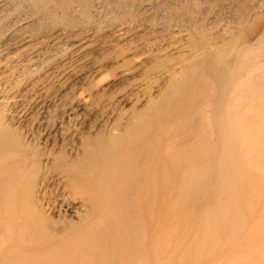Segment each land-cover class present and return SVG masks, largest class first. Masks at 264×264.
Masks as SVG:
<instances>
[{"label": "bare ground", "instance_id": "obj_1", "mask_svg": "<svg viewBox=\"0 0 264 264\" xmlns=\"http://www.w3.org/2000/svg\"><path fill=\"white\" fill-rule=\"evenodd\" d=\"M10 1L0 0V263L156 264L159 152L172 151L165 164L202 159L193 150L214 71L249 40L226 31L240 19L207 16L208 0H54L47 15L41 0L43 19L59 22L44 27L40 0L14 16ZM236 97L214 137L219 164L252 139L249 102Z\"/></svg>", "mask_w": 264, "mask_h": 264}, {"label": "rangeland", "instance_id": "obj_2", "mask_svg": "<svg viewBox=\"0 0 264 264\" xmlns=\"http://www.w3.org/2000/svg\"><path fill=\"white\" fill-rule=\"evenodd\" d=\"M42 1L43 7L48 2L51 4L47 6L50 9L45 7L46 13ZM42 1L38 4L40 11L36 12V0L30 1L31 6L26 4L29 0H11L8 14L18 15L24 5L31 9L33 7L36 15H41L43 19L44 13L47 15L52 12V4L54 6L56 0ZM207 2V16L218 14L220 17L225 13L236 15L241 22L231 25L226 31L232 32L235 37H248L250 41L238 42L231 65L214 71L218 85L208 113L210 121L206 122L203 129L204 145L193 150L202 159L188 164L175 161L165 164V157L171 155L172 151L159 152L162 166L157 179L156 264H264V0ZM0 16L1 25L3 20ZM50 16L52 14L42 20V26L46 23L44 27H48L55 22ZM235 84L242 87L238 86L236 91ZM243 85H248L247 91ZM236 93L239 104L246 106V101L249 102L251 113L248 123L252 139L234 150L233 159L219 164L217 159L221 156V146L216 140L220 141L219 128L225 124L224 114L228 111L230 100H235ZM11 145L16 149L30 147L20 138H12ZM36 150L42 154V147ZM39 163L36 167L40 171L42 165ZM54 186L52 184L50 189L52 193L55 192ZM28 188L29 193L27 191L26 194H32L35 185ZM33 194L36 195V192ZM47 216L52 223L63 222L57 216ZM3 244L7 245L8 242ZM2 256L0 252V259Z\"/></svg>", "mask_w": 264, "mask_h": 264}]
</instances>
